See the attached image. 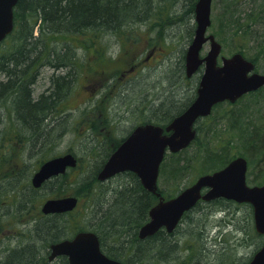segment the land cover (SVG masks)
<instances>
[{"label":"trees","instance_id":"trees-1","mask_svg":"<svg viewBox=\"0 0 264 264\" xmlns=\"http://www.w3.org/2000/svg\"><path fill=\"white\" fill-rule=\"evenodd\" d=\"M245 1L249 3L251 10L243 19L238 9L237 11H234V8L230 9L238 8L236 5L238 0L230 3L229 16L226 13L222 14L220 35L226 39L229 35L234 45L238 46V50L248 57L246 48L249 47L251 38L257 41L254 37L258 38L260 35L256 24L261 22L264 24V0ZM258 1H263L259 4L260 9L262 8L260 11L255 10ZM197 2L198 0H157L154 4L152 0H20L14 13L15 32L9 38L7 51L0 53V76L2 77L0 80V162L3 157L7 159L13 154L14 147L17 145L21 146L22 150L24 146L27 147L29 156L34 154L40 156L35 170L45 161L57 157L53 150L69 127L64 124L66 118L70 117L66 112V100L76 74L79 72L80 76L87 69L89 62L86 53L93 50L97 60H107V49L103 44V38L111 34L119 36L123 33L125 35L132 33L133 26L149 20V13L152 14L157 8H160L161 14H164L167 25L170 21L173 22L177 11H182L181 8L186 9V17L178 23H172V27L177 26L181 29L183 42L185 46H189L196 28ZM35 32H38L37 35ZM164 32V36L167 35L166 29ZM129 39L128 37L127 40ZM164 40L166 44H170L171 37L165 36ZM79 48H81L79 52L82 51L83 55L79 53L78 56L76 53ZM186 50L181 51L182 62L178 65L176 79L177 84L188 83L187 91H193L191 99L184 104V100L179 99L175 93L170 94L158 106L147 108L152 116V119H148L147 122L165 126L194 100L200 77L195 76L194 85L190 86L189 83L192 80L185 77ZM250 59L254 62L256 60ZM44 67L67 72L53 76L49 91L38 95L35 88L41 69ZM130 81H126L125 84H131ZM143 90H139L138 94H142ZM126 92L125 89L115 93L110 104H113V100H115L114 104H118L121 97H126ZM179 106H182L179 112H170ZM221 106H217L215 111ZM87 112H85L86 116ZM226 113L233 119L230 130L238 133L235 139H221L212 142V145H201L193 155H189L191 147L178 154H167L161 167L160 179L170 181L171 178V182H175L192 176V180L184 188L190 186L204 172L203 166L209 165L212 168L206 173L213 172L225 167L238 156L229 155L228 150L235 148L233 144L235 140L243 144L246 149L253 147L255 153L264 150L262 149L264 141L261 137L255 138V132L250 133L251 136L248 137L240 134L242 128L238 126L240 125L238 121L240 116L245 114L244 111L231 110ZM11 123L14 124L13 127ZM115 126L110 119L101 125L96 118L90 121L86 133L83 134L87 143L82 147L83 152L79 153V168L46 182L41 189H34L31 186V176L35 170L28 174H18L15 171L9 178L14 183H18L12 187L8 186L11 185V180L0 184V193H2L0 206L5 208L8 206V209H4L5 211L0 214V221H6L8 215H17L19 206L26 207L25 210L34 209L37 212L34 221L28 222L29 241L25 243L22 241L18 246L9 248L7 250L9 253H5L8 254L7 257L1 256L0 264H49L47 257L50 246L70 239L82 231L97 233L107 256L123 264H169L177 258H179L178 264H202L199 258L204 250L202 252L198 248L205 245V241H210L205 237V232H209L206 228L217 226L213 219L221 212L229 213V218L230 216L232 218H230L231 221L219 223V227H222L219 236H223V239L218 241V238H215L216 243L212 244L213 247L208 251L210 257L207 261L209 264H247L262 244L261 238L253 229V209L247 204L239 205L223 199L212 202L200 201L192 211L184 215L174 233L169 234L161 230L153 237L139 239V230L148 222L150 210L158 203V198L148 192L133 173H124L107 182H100L98 179L104 164L126 136H123L124 132L118 140H113ZM201 129L198 123L199 138ZM210 131L211 128L209 133ZM213 132L216 133L215 130ZM196 142L197 140L193 145ZM221 143L226 145L219 146ZM28 167L30 165H25L20 170ZM200 170L203 172L201 173ZM72 172H79V176L81 174L79 180H76L77 185H75L76 181H67ZM257 178L250 177L249 180L255 185H261L264 177L261 178L259 175ZM71 185L75 187L74 195L78 196L80 201L82 198L88 199V203L84 205L85 215L83 216L80 212L81 203L79 209L72 213L43 216L41 213L43 200L39 199L41 192L46 191L44 193L50 195L48 198L64 197L68 195L67 186ZM184 188L175 189V185H168V189L161 188L160 192L169 199L175 197ZM7 196L14 197L12 203H8ZM10 207L14 208L13 213H8ZM242 209H244L242 218H234ZM91 220L93 222L88 224ZM207 224L210 226L207 227ZM232 227L243 238L246 237L245 240L254 247L253 253L246 260L237 258V251L230 244L228 236L234 231ZM183 237L185 238L182 241ZM242 241L239 246H246ZM37 243L43 244L46 254L41 255L38 252ZM180 253L182 257L177 255ZM54 264L70 263L67 258L62 257Z\"/></svg>","mask_w":264,"mask_h":264},{"label":"rangeland","instance_id":"rangeland-1","mask_svg":"<svg viewBox=\"0 0 264 264\" xmlns=\"http://www.w3.org/2000/svg\"><path fill=\"white\" fill-rule=\"evenodd\" d=\"M156 1L157 0H152L154 4H156ZM232 1L233 0H214L212 9V26L208 32L209 35H215L217 41L221 43L223 47L222 55L226 57L240 52L237 48L238 46L234 45L232 38L229 37V35L227 36V39L220 35L222 28L220 25L222 14L226 13L229 16L228 7ZM262 2L263 1H258L255 6V10L257 9V11H260L262 9H260L259 6ZM236 5L238 8L232 7L230 9L234 8V11H237L238 9L242 19L245 17V14L249 13L251 10V6L245 0H238ZM181 10L182 11H177L173 17L175 21H170L168 25L164 20V14H161L160 8H157L152 12V14L149 13V20L142 22L140 25L133 26L134 28L132 29V33H129L128 35L123 33L119 36L114 34H111L110 36L106 35V37L103 38V44L107 49L106 57L108 59H105V61L97 60L95 54H93V50L86 53L89 63L87 62V69L82 72L80 76L78 72V74H76V78L72 81V89L69 90L70 93L65 105L66 112L70 117L66 118V123L64 124L69 127L65 135L62 139H60L59 144H57L58 146L53 150L55 154L59 156L67 153L68 151H72L79 156V153L83 152L82 147L85 143H87V139L84 138L83 134L86 133V130L90 125V121H94V118H96V121H98L100 125L109 119L113 121L112 124L115 123L116 126L114 128L113 140L116 141L124 132L123 136L127 135L134 126L141 124L148 119H152L151 112L147 108L150 106H158L161 101L168 98L170 94L175 93V95L182 101L184 100V102H189L193 91H187L186 87L188 83L184 82L183 84H177L176 79L178 65L182 62L181 51L188 48V46H185V42H183V34L180 32L181 29L177 26L172 27V23H178L186 17V9L183 10L181 8ZM263 26L264 24L262 22L260 24H256V28L260 30V35L258 38L253 36L257 39V41H254V39L252 40L251 38L250 45L246 48L249 55H247L248 58L256 59L255 62L257 64V70L261 74H264ZM165 29L167 32V35H165L166 38L171 37L170 44L165 43ZM136 30L138 32H136ZM37 33L38 32H35L36 35ZM128 37L130 38L129 40H127ZM8 41L9 40L1 46L0 53L7 51ZM156 43L157 45H155V47H157L156 49L158 53L156 57H158L159 60L156 61L153 59L147 61V57L149 56L152 48H154V45L152 46V44ZM80 49L81 48L76 50L78 56L79 53L83 55L82 51L79 52ZM204 49L203 55L209 51V45H206ZM257 52L262 53L258 54ZM48 68L49 67L42 68L39 74L38 84L35 88L38 95L49 91L51 88V78L53 76H58L59 74L63 75V73L67 72L66 70L59 72V70H55L54 68ZM1 78L2 77L0 76V80ZM129 80H131V84H125V82ZM194 82L195 80L192 79L189 83L190 86H193ZM172 83H174V85H172ZM125 89L127 91L126 97H121V99L118 100V104H114L115 100H113V104H110L115 93L117 94ZM141 89L144 90L143 93H140L139 95L138 91ZM183 90H186L187 92ZM186 102L184 104H186ZM180 108L182 109V106L177 108L175 107V109H172L170 112H179ZM94 109L97 110L89 111ZM231 110L245 112V114L240 116L238 121L240 124L238 126L242 128L240 130V134L242 136L246 135L248 137L251 136L250 133L252 134L255 132V138L261 137L264 141L263 89L261 92L256 93L253 97H246L235 105H226L225 103L221 106V108L215 111L211 117L202 120L200 122L202 127L201 134H199L200 138L198 137L195 145L191 146L189 155L195 154L198 147L201 145H212V142H216L221 139L231 140L235 137V135L237 136V132L230 130L233 124V119L226 113ZM85 112H87V116L85 115ZM11 126L13 127L14 124L11 123ZM111 128H113L112 125ZM209 128H211L210 133ZM213 130H215L216 133H214ZM233 144L235 146L234 149L230 150L227 148L230 153L229 155L236 154L246 157L250 163L249 174L251 179H258L257 177H259V175L263 178L264 174H262V171H264V150L255 153L253 147L246 149L243 144H240L236 140ZM225 145V143L219 144V146ZM262 147H264V144ZM27 153V147L24 146L22 150V147L17 145L14 147L13 154H11L7 159L3 157L0 162V184H5L6 181H10L11 179L9 176H12L15 171L18 174H28L35 170V166L40 156H37L36 154H34V156H29ZM25 165H30V167L20 170V168ZM203 168L204 172L203 170H200L201 173L203 172L202 174H205L207 171L212 169L209 165L206 167L203 166ZM194 175L195 174H193V176ZM79 177H81V174L79 176V172H72L69 174L67 181L75 182L76 180H79ZM117 180L115 182H117ZM191 180L192 176L185 177L183 180L178 179L175 182H171V178L170 181L161 178L159 180V187L160 189H168V185H175V189L178 187L184 188ZM15 183L17 184L18 182ZM15 183L11 180V185L8 186L12 187ZM75 185H77V181ZM67 187L68 195L66 196L74 195L75 187L72 185ZM44 192L46 191H42L39 196V199L43 200V202L50 196L48 193L46 194ZM0 195H2V193H0ZM13 200V196L8 197V203H12ZM81 200L80 204L82 203V207L80 208V212L84 216V205L88 203V199L86 200L82 198ZM17 208H19L17 215H8L6 221H0V261L2 260L1 256L5 254L9 248L18 246L22 241L24 243L28 242V239L30 238L27 231V228L29 227L28 222L34 221L37 212L34 209L25 210L26 207L19 206ZM4 209L7 210L8 206H6V208L4 206H0V214L5 211ZM243 211L244 209H242L241 212H238L234 218H242ZM13 212L14 208L10 207L8 213ZM88 213L86 218L88 217ZM228 214L229 213L221 212L215 215L213 221L215 223L231 221L230 218L232 217L230 216L229 218ZM234 220L236 221V219ZM92 222L93 221L91 220L88 224ZM209 226L210 225L207 227ZM231 229H233V227ZM221 230L222 227H212L210 229L206 228V231L209 232H205V237L210 241H205L206 244L202 245L201 248H198L199 251L201 250L203 252L204 250L199 258V260H202V264H209L207 261L208 257H210L208 251H210L213 247L212 244L216 243L215 238H218V241L223 239V236H219ZM233 230L234 231L228 236L230 244L232 248L236 249L237 258L246 260V258L253 253L254 247L249 244V241L245 240L246 237L243 238L241 234H238L235 231L236 229ZM195 232H197L196 229ZM184 238L185 237L182 238V241ZM241 240H243L242 242L246 246H239ZM33 241L35 242L36 239ZM36 246L39 248L38 252L41 253V255L46 254L43 249V244L37 243ZM3 248H6V250H2ZM177 255L181 257L183 256L182 253ZM55 262H57V260L49 264H54ZM178 263L179 258L169 264Z\"/></svg>","mask_w":264,"mask_h":264},{"label":"water","instance_id":"water-1","mask_svg":"<svg viewBox=\"0 0 264 264\" xmlns=\"http://www.w3.org/2000/svg\"><path fill=\"white\" fill-rule=\"evenodd\" d=\"M18 1L0 0V45L13 30V10ZM212 4L213 0L198 1L195 36L186 54L188 78L193 77L202 65L205 66L196 99L165 128L153 124L138 126L110 156L98 175L99 180L104 182L119 174L132 172L148 192L159 198L150 210L149 222L139 231L141 240L153 237L163 228L173 233L185 213L200 200L209 202L219 198L251 204L256 230L264 234V185L248 186V162L243 157L218 172L199 177L192 186L172 199L165 200L158 191L160 169L166 154L179 153L191 145L197 137L194 126L199 118L211 115L218 103H235L245 94L264 86V75L255 73L254 63L242 54L223 57L219 65L222 46L214 35L207 36L212 25ZM208 42L210 50L202 58L201 52ZM77 164L78 160L71 153L48 160L33 175L32 184L40 188L46 181L64 175ZM77 206L78 198L73 196L50 199L42 206V212L45 215L61 214L71 212ZM50 250V261L65 256L70 264H122L103 253L98 235L91 231L80 232L71 240L53 244ZM249 264H264V244Z\"/></svg>","mask_w":264,"mask_h":264},{"label":"flooded vegetation","instance_id":"flooded-vegetation-1","mask_svg":"<svg viewBox=\"0 0 264 264\" xmlns=\"http://www.w3.org/2000/svg\"><path fill=\"white\" fill-rule=\"evenodd\" d=\"M157 47H154V48H152V50H151V52H150V54H149V56L147 57V61H150V60H153V59H155L156 61H158L159 60V58L158 57H156V55L158 54L157 53V49H156ZM184 65H185V61H184ZM185 70H186V66H185ZM200 122V121H199ZM11 236V235H10ZM264 239V238H263ZM6 253H9L8 251L6 252ZM6 255H8V254H3L2 256H5V258L7 257ZM49 257H50V251H49V255H48V263H50V261H49ZM2 258V257H1ZM4 262V261H3Z\"/></svg>","mask_w":264,"mask_h":264}]
</instances>
